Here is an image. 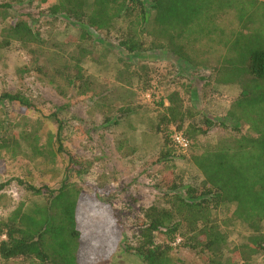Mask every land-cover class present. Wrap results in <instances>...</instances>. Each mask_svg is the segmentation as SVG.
I'll return each instance as SVG.
<instances>
[{
  "label": "trees",
  "instance_id": "trees-1",
  "mask_svg": "<svg viewBox=\"0 0 264 264\" xmlns=\"http://www.w3.org/2000/svg\"><path fill=\"white\" fill-rule=\"evenodd\" d=\"M21 1L50 0H3L0 13L4 17L14 3ZM53 1L50 15L61 14L96 31L120 30L117 43L125 53L167 50L193 68H212L215 81L240 83V92L226 114L232 128L210 146H201L199 136L207 135L213 127L227 131L226 121H215L185 106L183 96L176 90L167 94V104L159 102L163 109L155 126L163 138L159 159H171L176 147L173 130H181L190 140V160L202 179L198 184L185 186L182 192L172 182L163 193V205L145 208L138 227V245L131 249L144 264H173L169 253L179 247L203 256L207 264H228L224 262L227 235L221 223L239 221L250 231L246 242L235 247L241 264H249L253 256L264 253V10L258 5L261 0ZM229 10H234L240 24L235 33L211 25L219 14ZM120 21L123 24L117 28ZM85 33L81 36L87 37ZM204 37L215 45L216 52H223L216 66L208 65L210 60L204 57L210 53L207 49L191 45ZM43 42L41 34L27 20H15L0 31V53L18 43L36 56V48ZM191 53L203 58H192ZM67 80L72 88H79V93L91 85L80 67ZM0 100L27 110L33 108L30 99L20 91L3 92ZM130 110L129 103L119 109L120 113ZM110 120L111 116L106 115L104 121ZM243 127H247L244 132ZM0 128L5 126L0 123ZM4 131L0 132V152L5 150L12 157L27 152L34 156L43 153L37 128L22 129L13 138L6 137ZM47 145L54 153L64 151L62 145ZM67 155L74 174L88 171V165L78 157L68 152ZM17 182L42 202L36 201L30 208L20 203L0 218V260L79 264L82 235H93L95 246L109 244L111 248L113 238L118 239V231L120 236L119 218L112 204L104 205L111 212L103 211L101 204L92 203L74 182L66 180L57 190L45 185L36 187L28 180ZM8 183L0 184V190ZM156 233L162 234L165 241L157 242Z\"/></svg>",
  "mask_w": 264,
  "mask_h": 264
},
{
  "label": "rangeland",
  "instance_id": "rangeland-1",
  "mask_svg": "<svg viewBox=\"0 0 264 264\" xmlns=\"http://www.w3.org/2000/svg\"><path fill=\"white\" fill-rule=\"evenodd\" d=\"M53 4V0L21 1L14 3L4 17L0 13V31L4 25L23 19L38 30L44 41L36 48L39 54L36 56L18 43L0 53V95L20 91L33 104L27 110L0 100V123L6 129L3 133L13 138L22 129L37 128L39 146L43 148L39 156L27 152L12 157L5 150L0 152V184L9 181L0 190V218H5L20 203L30 208L32 203L42 202L17 179L53 190L69 180L83 195L112 201L122 241L121 251L112 259L114 264H144L141 256L131 249L138 245L143 210L154 204L163 205V193L172 182L182 192L185 186L198 184L202 179L190 160V149L183 152L175 147L169 161L159 159L163 148L162 135L155 129L163 113L159 102L167 104V94L176 90L183 96L185 106L215 121H226L227 131L213 127L207 135L199 136L201 146H210L232 128L226 114L240 92V83L215 81L216 72L212 68L202 65L193 68L167 50L125 53L117 43L120 30L96 31L61 14L50 15ZM258 5L264 10V0ZM122 24L118 22L117 28ZM211 25L234 33L240 28L234 10L219 14ZM197 42L191 45L207 49L210 53L204 57L209 58L208 65L216 66L223 52H216L215 45L205 37ZM191 57L203 58L196 53H191ZM78 67L91 82L80 93L67 80ZM221 77L224 79L223 73ZM128 103L131 110L120 113L119 109ZM106 115L111 116L109 122L104 121ZM5 129L0 128V132ZM48 143L55 147L62 145L64 151L54 153ZM67 152L88 165L85 174H74ZM221 229L227 235L224 262L241 264L235 247L246 242L249 229L239 221L222 222ZM156 241L165 238L156 233ZM169 256L173 264H207L203 256L182 247L173 249ZM0 264L38 263L0 260ZM249 264H264V253L253 256Z\"/></svg>",
  "mask_w": 264,
  "mask_h": 264
},
{
  "label": "crops",
  "instance_id": "crops-1",
  "mask_svg": "<svg viewBox=\"0 0 264 264\" xmlns=\"http://www.w3.org/2000/svg\"><path fill=\"white\" fill-rule=\"evenodd\" d=\"M95 195V194H94ZM88 199L92 203L101 204V209L103 211H110L109 208H106L105 204H112V201H110L107 198H101L100 196H93L88 195ZM108 202V203H107ZM111 212V211H110ZM90 227L89 229H91ZM92 232V231H91ZM93 235H90L89 237H84L82 235V239L80 241L79 250H78V260L79 264H102L103 262H106L107 264H114V260H112L121 250V238L119 236V231L117 233L118 239L113 238L114 244H112V248L109 246L98 244L93 245L92 242L94 238H92ZM93 239V240H92ZM111 260V262H110Z\"/></svg>",
  "mask_w": 264,
  "mask_h": 264
},
{
  "label": "built area",
  "instance_id": "built-area-1",
  "mask_svg": "<svg viewBox=\"0 0 264 264\" xmlns=\"http://www.w3.org/2000/svg\"><path fill=\"white\" fill-rule=\"evenodd\" d=\"M172 140L174 145L183 152H186L190 147V140L187 138V136H185V134L181 130H173Z\"/></svg>",
  "mask_w": 264,
  "mask_h": 264
}]
</instances>
